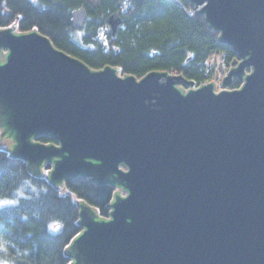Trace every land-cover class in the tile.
<instances>
[{
    "label": "water",
    "instance_id": "95a60500",
    "mask_svg": "<svg viewBox=\"0 0 264 264\" xmlns=\"http://www.w3.org/2000/svg\"><path fill=\"white\" fill-rule=\"evenodd\" d=\"M187 1L237 55L224 86L242 89L93 71L37 31L0 30V120L13 144L0 143L35 176L51 163L63 191L77 176L120 190L110 218L80 205L72 264H264V0ZM86 19L76 11L74 28ZM109 25L115 34L121 12Z\"/></svg>",
    "mask_w": 264,
    "mask_h": 264
},
{
    "label": "trees",
    "instance_id": "16d2710c",
    "mask_svg": "<svg viewBox=\"0 0 264 264\" xmlns=\"http://www.w3.org/2000/svg\"><path fill=\"white\" fill-rule=\"evenodd\" d=\"M82 9L87 19L77 30L73 14ZM117 12L114 34L109 19ZM14 26L19 34L39 32L93 71L110 67L121 77L175 72L200 85L212 53L226 52L230 63L237 58L204 16L190 17L175 0H0V30ZM36 141L56 144L49 136ZM45 174L33 175L0 148V264H72L66 251L83 232L80 205L109 217L115 185L77 176L64 181L63 191Z\"/></svg>",
    "mask_w": 264,
    "mask_h": 264
},
{
    "label": "built area",
    "instance_id": "2783aa9c",
    "mask_svg": "<svg viewBox=\"0 0 264 264\" xmlns=\"http://www.w3.org/2000/svg\"><path fill=\"white\" fill-rule=\"evenodd\" d=\"M178 2L190 17L196 16L199 13L198 11L201 9V7L194 8L192 6L186 8L180 1ZM123 10L126 11V6ZM204 66L205 81H203V83H201L198 87H202L208 84H214L215 92L221 93L223 91L240 90L245 85V83L238 84L237 82H235V85L231 88H227L223 85L224 79L229 75L231 71V65L228 59V55L224 51L212 53L205 61ZM251 73L252 71L248 69L247 75H250ZM171 75L177 76L175 72H172Z\"/></svg>",
    "mask_w": 264,
    "mask_h": 264
},
{
    "label": "flooded vegetation",
    "instance_id": "af4514ba",
    "mask_svg": "<svg viewBox=\"0 0 264 264\" xmlns=\"http://www.w3.org/2000/svg\"><path fill=\"white\" fill-rule=\"evenodd\" d=\"M0 125H2V128L0 129V136H1L2 138H4V139H9L10 143L12 142V144H13V139L9 138L8 132L5 130L6 127L4 126V122H3V120H0ZM7 151H8V150H7ZM47 164H48V165L50 164V166H51V163H46V164L44 165V169L46 168V165H47Z\"/></svg>",
    "mask_w": 264,
    "mask_h": 264
},
{
    "label": "rangeland",
    "instance_id": "374dc122",
    "mask_svg": "<svg viewBox=\"0 0 264 264\" xmlns=\"http://www.w3.org/2000/svg\"><path fill=\"white\" fill-rule=\"evenodd\" d=\"M126 9H127V6H126ZM101 38H103V39H105L106 38V35H104V34H101V36H100ZM0 148H3V149H6V150H8V148L6 147V145H4V144H1L0 143ZM48 172H50V169H47V168H45L44 170H43V173L48 177Z\"/></svg>",
    "mask_w": 264,
    "mask_h": 264
},
{
    "label": "snow or ice",
    "instance_id": "6c2138e0",
    "mask_svg": "<svg viewBox=\"0 0 264 264\" xmlns=\"http://www.w3.org/2000/svg\"><path fill=\"white\" fill-rule=\"evenodd\" d=\"M5 203H7V201H5ZM5 264H6V262H5Z\"/></svg>",
    "mask_w": 264,
    "mask_h": 264
}]
</instances>
